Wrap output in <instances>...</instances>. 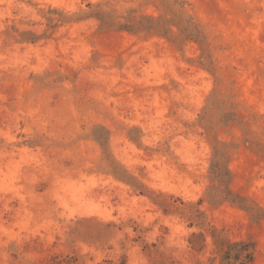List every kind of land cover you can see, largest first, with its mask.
I'll return each instance as SVG.
<instances>
[{
    "label": "rangeland",
    "instance_id": "1",
    "mask_svg": "<svg viewBox=\"0 0 264 264\" xmlns=\"http://www.w3.org/2000/svg\"><path fill=\"white\" fill-rule=\"evenodd\" d=\"M264 264V0H0V264Z\"/></svg>",
    "mask_w": 264,
    "mask_h": 264
},
{
    "label": "trees",
    "instance_id": "2",
    "mask_svg": "<svg viewBox=\"0 0 264 264\" xmlns=\"http://www.w3.org/2000/svg\"><path fill=\"white\" fill-rule=\"evenodd\" d=\"M254 244L250 241L230 242L221 258V264H250L254 260Z\"/></svg>",
    "mask_w": 264,
    "mask_h": 264
}]
</instances>
